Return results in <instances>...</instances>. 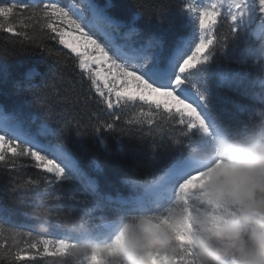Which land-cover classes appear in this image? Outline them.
I'll list each match as a JSON object with an SVG mask.
<instances>
[{"label": "trees", "instance_id": "1", "mask_svg": "<svg viewBox=\"0 0 264 264\" xmlns=\"http://www.w3.org/2000/svg\"><path fill=\"white\" fill-rule=\"evenodd\" d=\"M93 2L106 8L108 15L124 23V27H136L140 43L153 35L162 39L165 53L193 35L191 14L185 11L191 0ZM6 3L8 0H0V5ZM221 21L216 35L222 39L228 35V25L232 23L225 10ZM7 23L20 30V21L15 17L5 22L6 26ZM28 31L31 34V29ZM19 41V37L0 31V105L6 112L18 114L24 127L42 144L66 145L81 171L78 176L59 179L34 168L28 158H18L15 168L0 162V221L9 223L3 224L4 227L36 223L18 203L32 202L37 192L59 194L63 208L77 215L90 209L88 215L101 230L106 228L104 222L133 211L138 204L148 205L153 196H146L144 191L155 184L148 182H156L173 164L188 156L183 145L172 146L173 141L188 142L185 126L170 122L167 114L161 115V110L150 109L139 101L109 109L87 74L78 68L75 55L57 41L45 38L42 48L22 46ZM257 43L251 30L241 25L208 61L185 77L186 88L197 94L203 92L209 106L217 104V96L223 93L237 102L228 106L231 112L222 117L223 124L252 122L258 118L257 110L264 109V99L254 101L234 91L228 83L220 86L218 80L219 76L228 81L242 76H248L251 82L264 79V61H239V56ZM34 68L38 73L28 77L29 70ZM194 79L200 81L201 89L190 84ZM215 104L213 108L218 111ZM149 112L153 113V124H148L149 117L142 115ZM44 124L49 125L45 134L41 132ZM192 133L199 136L197 129ZM90 178L96 180L98 188L93 187ZM32 180L39 183L32 188L22 187ZM110 196L124 200H112ZM40 234L60 236V230L54 228L50 233Z\"/></svg>", "mask_w": 264, "mask_h": 264}, {"label": "clouds", "instance_id": "2", "mask_svg": "<svg viewBox=\"0 0 264 264\" xmlns=\"http://www.w3.org/2000/svg\"><path fill=\"white\" fill-rule=\"evenodd\" d=\"M256 116L215 128L203 117L198 137L189 130L187 143L172 142L191 160L174 191L157 192L103 230L90 209L65 210L59 194L19 202L36 220L31 235L56 228L66 242L45 264H264V109ZM29 235L0 224V256L23 248Z\"/></svg>", "mask_w": 264, "mask_h": 264}, {"label": "snow or ice", "instance_id": "3", "mask_svg": "<svg viewBox=\"0 0 264 264\" xmlns=\"http://www.w3.org/2000/svg\"><path fill=\"white\" fill-rule=\"evenodd\" d=\"M225 2L215 0L203 7L188 4L185 11L191 14L193 35L181 40L167 53L163 51L162 39L155 35L143 44L133 46L132 38L139 32L136 27H130L124 33L125 43H117L116 33L124 25L113 20L106 8L93 0L66 3L61 0H8L0 5V21H3L0 31L19 37L22 46L42 48L45 38L57 41L75 55L78 68L87 74L92 87L109 109L139 101L150 109L161 110V115L167 114L170 122L185 126L184 135L188 137L189 130L203 126L204 120L198 108L184 98L182 86L186 83V74L208 61L218 46H223L229 36L240 30L241 22L253 19L257 11L249 0H230L226 15L232 23L228 25V35L221 39L216 35V29L222 22ZM258 11L264 17V0H258ZM13 17L20 21L19 31L13 24H5ZM142 115L149 117L148 124L154 123L153 113ZM41 132H47V125L41 126ZM50 155L53 156L50 145L39 143L24 127L18 114L0 112V162L15 168L18 158H28L34 168L43 173L63 177L64 168L56 158L50 159ZM28 183L32 188L39 182ZM6 223L0 221V224ZM11 228L30 235L23 248L0 256V264H45L52 258L50 254L66 243L55 235H31V226L12 225ZM8 247L5 243L4 249L8 250Z\"/></svg>", "mask_w": 264, "mask_h": 264}, {"label": "rangeland", "instance_id": "4", "mask_svg": "<svg viewBox=\"0 0 264 264\" xmlns=\"http://www.w3.org/2000/svg\"><path fill=\"white\" fill-rule=\"evenodd\" d=\"M65 1L66 0H61V2H63V3H65ZM53 2H55V0H53ZM210 2H213V0L212 1H210V0H191V4L194 7H203V6H205V4L206 5L210 4ZM256 8H257V11H256L255 16L253 18L254 20L252 22L242 21L241 22V25H245V27H247V28H249L251 30L252 34L258 40V43H257V45L255 47H252V48L248 49L246 52L242 53L239 56V61L241 63H246L247 61H253L254 63H259L261 61H264V57L253 56L251 54V52L254 51V49L255 48H258V47L263 48V50H264V22H263L264 18L261 16V14L258 11V3L256 4ZM223 10H225L226 13H227L228 6L226 4L224 5ZM129 28L130 27H127V26L126 27H123V28H121V30L118 33H116L117 43H125L124 33L126 31H128ZM131 43H132L133 46H139V45L142 44V43H140L139 37L137 35L132 38ZM64 49H66V48H64ZM188 54H191V52L189 51ZM32 72H33L32 70L29 71V73H28L29 74V77H32L33 76V73ZM188 75H189V73L186 74V76H188ZM218 80L220 82V86H222V85L224 86L226 83H228V86L230 88H235L234 91L238 90L240 93H242L243 96L248 95L250 98L255 99L254 101H259L261 99L262 100L264 99V79H262V80L256 79L255 81H252L251 82V80H250V78L248 76H242L241 78H239L237 80H229L228 81L225 76H221V77L219 76V79ZM190 84H192L195 88L201 89L200 81L198 82V80H196V79L191 80V83ZM204 86H206V85H203L202 87H204ZM183 87L186 88V85L184 84ZM222 88H224V87H222ZM250 88H254L252 92H249V89ZM202 93L203 92L199 93V97L202 100L205 101V99L203 98V94ZM101 98H103V97H101ZM217 98H218L219 101L217 102V104H215V103L214 104H215V106L218 107V111H216L213 108V105H214L213 103L210 104L212 106H209V105H207V106L211 109L212 113H214V115L221 121L220 123L223 124V122L221 120L222 117L223 116H226L227 113L231 112L230 111V108L228 106L230 104H234L235 105V104H237V102L235 103V100L233 98L227 97L226 94H224V93L221 94V95H218ZM188 101L190 102V100H188ZM190 103H192L196 107H198V105H196L194 102H190ZM239 106H241V105H239ZM200 112H201L202 116L204 117V115L202 113L203 111L200 110ZM195 129H197L198 135H200L199 128L197 127ZM43 134H45V133H43ZM38 142L41 143L40 141H38ZM58 147H65V146H63V145L62 146L50 145L51 153H52V155L54 157L51 156V155L50 156H51V159L56 158L57 159V162L60 163L61 166L65 170L64 176L61 177V178H59V179H68L69 177L74 176V175H77L78 176V174L80 172V169L76 166L77 164L74 165L71 162V160H68L64 156L60 157L58 155V152H56V150H57ZM83 174H86V173H83ZM91 180H92V182H94L93 183V186H96V181L94 179H92V178H91ZM178 183H179V180H177V181L176 180L175 181L172 180L169 184L166 183V184L162 185L161 187H158V188H155V189H151V190H148L149 189L148 188V189H146L144 191V194L146 196L147 195L148 196H153L154 194H156L157 192H160V191H168V192H171V191H174V188H175V186L178 185ZM107 222H110V221L104 222L103 223V226L104 227H107L108 226Z\"/></svg>", "mask_w": 264, "mask_h": 264}, {"label": "bare ground", "instance_id": "5", "mask_svg": "<svg viewBox=\"0 0 264 264\" xmlns=\"http://www.w3.org/2000/svg\"><path fill=\"white\" fill-rule=\"evenodd\" d=\"M212 1V0H210ZM213 2H215V0H213ZM210 2V3H213ZM230 2V0H226L225 4L228 6V3ZM250 3H253L255 6L258 3V0H249ZM113 19V18H112ZM115 20V19H113ZM254 19H249L247 20V22H252ZM116 21V20H115ZM251 54L253 56H258V57H264V50L263 48H255L254 51L251 52ZM34 71V70H32ZM184 86V85H183ZM182 86V91H183V95L185 97V99L187 100H192V102H194L196 105H198V110L203 111V115L204 117L207 119L208 123L212 126V127H216L218 125H221L222 123H220L221 121L214 115V113H211L209 110H205L204 107L201 105L202 102H205L204 100H202L201 98L199 99L198 95H196L194 92H190L187 88H184ZM2 111V109H0ZM56 152H58V155L60 157L64 156L66 157L68 160H71V162L75 165L76 162L74 160V158L71 155V152L68 150V148L66 147H58ZM191 164V160L189 158V156H187L184 160H182L181 162H178L174 165H172L163 176H161L153 186H151L148 190L151 189H155L158 187H161L162 185L166 184L172 177L175 176H184L181 175L183 171H185L186 169L190 168L189 165ZM182 178V177H181ZM181 178H178L177 180H181ZM176 180V181H177Z\"/></svg>", "mask_w": 264, "mask_h": 264}, {"label": "water", "instance_id": "6", "mask_svg": "<svg viewBox=\"0 0 264 264\" xmlns=\"http://www.w3.org/2000/svg\"><path fill=\"white\" fill-rule=\"evenodd\" d=\"M199 99H200V97H198ZM203 107H204V109L205 110H209L211 113H212V111H211V109L207 106V104L205 103V102H202V104H201ZM70 150V149H69ZM71 151V150H70ZM74 158V157H73ZM74 160H75V162H76V164L78 165V162H77V160L74 158Z\"/></svg>", "mask_w": 264, "mask_h": 264}]
</instances>
